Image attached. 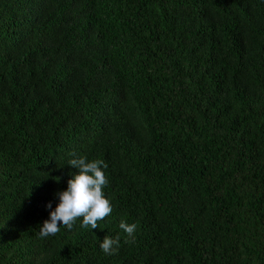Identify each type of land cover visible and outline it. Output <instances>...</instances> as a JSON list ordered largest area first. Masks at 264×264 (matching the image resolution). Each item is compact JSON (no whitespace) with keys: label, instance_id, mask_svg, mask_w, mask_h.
<instances>
[{"label":"trees","instance_id":"16d2710c","mask_svg":"<svg viewBox=\"0 0 264 264\" xmlns=\"http://www.w3.org/2000/svg\"><path fill=\"white\" fill-rule=\"evenodd\" d=\"M81 156L112 213L41 238ZM0 264H264V0H0Z\"/></svg>","mask_w":264,"mask_h":264},{"label":"clouds","instance_id":"9594fccd","mask_svg":"<svg viewBox=\"0 0 264 264\" xmlns=\"http://www.w3.org/2000/svg\"><path fill=\"white\" fill-rule=\"evenodd\" d=\"M68 165L77 171L68 180L67 188L56 193L59 203L54 210L50 211L49 219L45 220L40 227L41 238L57 234L61 224L71 230L75 221L81 217L82 227L90 226L91 229H95L99 226L98 221L112 213V204L103 192L108 181L101 165L103 168H107L108 165L103 160L88 161L84 156L71 159ZM46 207L51 209V202ZM119 227L129 237H133L137 225L128 224L122 220ZM129 242L125 240V243ZM119 245L118 236L116 238L105 236L100 248L106 254H115L119 251Z\"/></svg>","mask_w":264,"mask_h":264}]
</instances>
